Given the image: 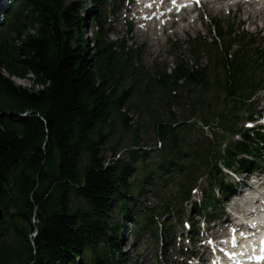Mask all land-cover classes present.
I'll return each instance as SVG.
<instances>
[{"label":"trees","instance_id":"1","mask_svg":"<svg viewBox=\"0 0 264 264\" xmlns=\"http://www.w3.org/2000/svg\"><path fill=\"white\" fill-rule=\"evenodd\" d=\"M79 8L26 0L27 20L13 38H0V264H117L121 242L111 212L134 201L129 178L144 155L135 149L136 136L123 159L105 164L106 150L115 156L116 125L130 129L127 60L99 45L87 53ZM244 66L236 63L226 81L240 101L252 88L241 78ZM29 74L31 89L11 80ZM183 78L185 86H208L204 68L179 62L171 74H160L158 103L169 102L170 88ZM154 106L145 105L138 117L162 127L172 149L174 121H164L165 109Z\"/></svg>","mask_w":264,"mask_h":264},{"label":"rangeland","instance_id":"2","mask_svg":"<svg viewBox=\"0 0 264 264\" xmlns=\"http://www.w3.org/2000/svg\"><path fill=\"white\" fill-rule=\"evenodd\" d=\"M76 2H81V0H75ZM221 17V16H220ZM230 18V23H233L234 20L236 23H238V21H245V28L247 30H253L254 28V24L251 22V19H248V21H246L247 19L245 18L244 15H241L240 17L237 15L235 17H229ZM249 22V23H248ZM256 25V24H255ZM261 27L264 28V23L261 24ZM259 27H257L256 29L258 30ZM115 29L119 30V34L117 36L113 35V34H109V40H113L115 38H120L124 35V32H121L120 30H125L123 29L122 26H117ZM255 30V29H254ZM201 35H204L205 33V29L202 28L200 31ZM89 30L86 29V37H89ZM133 39L135 41L138 40V38L136 37H133ZM130 41V40H128ZM92 44L89 43V48H91ZM90 51V50H89ZM146 65H148L147 63H145ZM171 67V65L169 66ZM22 85H24L25 87H30V83L29 81H21ZM128 117L130 119H133L134 121L136 120V117H133L132 114H128ZM132 123V122H131ZM130 123V124H131ZM133 126H135V124H131ZM138 126H140V124H137ZM133 130V127L131 129V131ZM144 131V132H143ZM133 135L134 133L133 132H128V133H124L122 134L121 132H119L117 134V136L114 138L113 142L111 143V145L115 144V142H118V154L121 155L120 150L123 149L124 147L128 146L129 144H131V141L133 139ZM137 135L139 137H141V139L139 140L140 143H146L147 146L149 147H154L155 145V138H154V135H153V129L152 128H149L147 125L144 126L143 130L139 133H137ZM157 143V142H156ZM156 147H159V145L157 144ZM151 155V154H150ZM110 156V153L107 152L106 153V157H109ZM122 156V155H121ZM139 168H141V166H139ZM142 173V170L138 173V176ZM137 177V176H135ZM133 179V183L135 182V179L137 180L136 181V184L138 185L139 182H138V177ZM145 187V186H144ZM145 189V188H144ZM141 201L143 200V198L140 199ZM139 200V201H140ZM148 202H153V198L151 195H148L147 198H146V203L147 204ZM114 214V213H113ZM132 227V226H130ZM133 229V228H132ZM129 234H132V231L129 230L127 232V235ZM134 237H136V235L132 234ZM128 237V236H127ZM126 237V233L124 234V236L122 235V239H124V252L127 253V258H131L132 256H135V255H138L139 256V262L138 264H159V263H156L155 262V259H154V250L152 248L151 245H148L147 243L145 242H142V244H140L141 241H138L136 242L135 244V248L133 249H129L130 245H131V240L130 238ZM138 261V260H137ZM132 262V261H131ZM130 261H129V264H132ZM128 263V262H127Z\"/></svg>","mask_w":264,"mask_h":264},{"label":"water","instance_id":"3","mask_svg":"<svg viewBox=\"0 0 264 264\" xmlns=\"http://www.w3.org/2000/svg\"><path fill=\"white\" fill-rule=\"evenodd\" d=\"M3 219V211L0 209V221Z\"/></svg>","mask_w":264,"mask_h":264}]
</instances>
